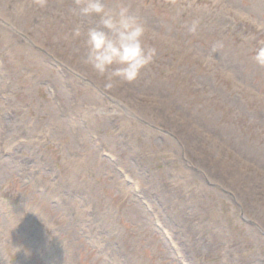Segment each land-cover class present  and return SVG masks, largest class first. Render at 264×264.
<instances>
[{
  "label": "rangeland",
  "instance_id": "374dc122",
  "mask_svg": "<svg viewBox=\"0 0 264 264\" xmlns=\"http://www.w3.org/2000/svg\"><path fill=\"white\" fill-rule=\"evenodd\" d=\"M152 61L108 89L76 0H0V264H264V0H105Z\"/></svg>",
  "mask_w": 264,
  "mask_h": 264
},
{
  "label": "clouds",
  "instance_id": "9594fccd",
  "mask_svg": "<svg viewBox=\"0 0 264 264\" xmlns=\"http://www.w3.org/2000/svg\"><path fill=\"white\" fill-rule=\"evenodd\" d=\"M72 14L80 18L75 34L86 31L87 54L82 63L104 81L108 89L135 81L149 64L155 49L145 40V24L128 8L109 7L105 0H76ZM255 59L264 65V48Z\"/></svg>",
  "mask_w": 264,
  "mask_h": 264
}]
</instances>
